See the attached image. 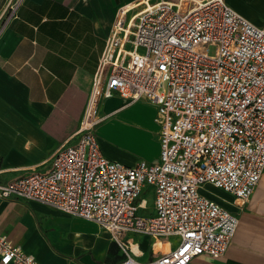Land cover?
I'll list each match as a JSON object with an SVG mask.
<instances>
[{
  "label": "built area",
  "instance_id": "2783aa9c",
  "mask_svg": "<svg viewBox=\"0 0 264 264\" xmlns=\"http://www.w3.org/2000/svg\"><path fill=\"white\" fill-rule=\"evenodd\" d=\"M22 1L10 0L8 19ZM115 94L156 106L157 162L125 166L101 153L99 105ZM75 136L52 154L47 171L30 167L0 185V199L36 201L96 223L123 250L120 264L223 256L239 219L201 191L228 192L241 211L264 173V24L225 0L120 6ZM149 190L153 214H144ZM137 236L151 240L149 260H139ZM0 264L42 263L0 230Z\"/></svg>",
  "mask_w": 264,
  "mask_h": 264
},
{
  "label": "crops",
  "instance_id": "0c3cea01",
  "mask_svg": "<svg viewBox=\"0 0 264 264\" xmlns=\"http://www.w3.org/2000/svg\"><path fill=\"white\" fill-rule=\"evenodd\" d=\"M132 1L23 0L8 19L10 0H0V185L26 174L30 167L47 171L52 154L62 144L77 141L75 132L106 37L117 9ZM225 1L251 23L264 24V0ZM112 101L119 105L110 104L105 109ZM141 103L156 134L150 153L142 159L96 134L106 158L125 166L158 161L157 109L145 100L129 102L117 94L103 99L99 115L104 120L96 132L114 116L125 122L121 112ZM215 190L218 197L211 199L238 217V227L223 256L204 254L190 264H264V173L241 211L234 206L232 194ZM141 199L148 208L141 212L153 214L151 191ZM0 230L42 264H120L125 259L117 242L96 223L36 201L0 199ZM136 240L135 250L143 252L139 260H149L151 240L146 236ZM176 241L170 239L171 246Z\"/></svg>",
  "mask_w": 264,
  "mask_h": 264
},
{
  "label": "rangeland",
  "instance_id": "374dc122",
  "mask_svg": "<svg viewBox=\"0 0 264 264\" xmlns=\"http://www.w3.org/2000/svg\"><path fill=\"white\" fill-rule=\"evenodd\" d=\"M208 52L214 54L215 47L209 46ZM110 104L119 105L118 101H112L106 103L105 109ZM146 109L142 103L128 107L121 112L125 122L120 120L118 116H114L109 120L106 129H99L96 134L101 140L114 144L122 151L145 159L152 149V136H156L155 132L152 131V122L148 121ZM141 130L145 131L146 134ZM201 194L209 198L218 197V192L209 186L205 187Z\"/></svg>",
  "mask_w": 264,
  "mask_h": 264
}]
</instances>
